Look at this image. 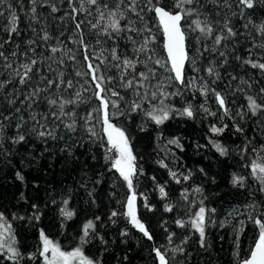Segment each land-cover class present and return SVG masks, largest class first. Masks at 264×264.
Segmentation results:
<instances>
[{
  "label": "trees",
  "instance_id": "1",
  "mask_svg": "<svg viewBox=\"0 0 264 264\" xmlns=\"http://www.w3.org/2000/svg\"><path fill=\"white\" fill-rule=\"evenodd\" d=\"M107 2L112 5L114 0ZM164 2L174 5L176 0ZM9 3L13 4L20 19L19 34H13L12 43L5 44L4 48L0 49L9 57L7 62L0 59V81L12 80V83L6 84L0 91V118L3 115L11 116L10 121L3 120L5 135L3 147L0 148V213L11 223L18 241L17 247L23 254L19 264H43V258L39 255L42 248L41 230L50 240L58 243L62 251H73L80 246L83 225L89 220L95 222L97 233L106 243H101L99 238H93L90 243L84 245L83 250L85 255L99 261V264H158L153 250L155 247H160L162 252H166L169 264H241L243 259H247L259 235L257 226L249 216L264 219V191L260 190L261 185L251 174V164L254 160L264 163V160L260 159L264 157V151H261L264 149V116H252L248 112L246 96L251 95L257 98L258 102H264V94L260 93V89L264 88V73L243 64L242 60L249 57L261 60L264 56V49L259 47L264 43V35L259 31L260 26H264V4L257 5L254 10H245L242 17L231 16L229 12L231 25L237 35L222 42L216 51H203L206 46L211 48L213 41H197L194 37L199 35L198 32H190L186 40L190 58L196 57L197 67L201 69L198 73L194 72L187 64L186 76L189 79L203 77L211 84L213 77L207 75L206 69L215 66L220 78L211 84V87L226 96L230 111L228 116L219 108L214 95L209 93L205 97L197 91L202 83L199 80L196 86L184 89L181 95L172 96L165 101L166 104L181 110L191 104L194 109L192 118L174 112L164 124L156 125L145 111L128 114L127 109L137 97L131 89L120 86L119 71L111 67L115 61L109 58L107 65H100L106 76L114 77L112 85L107 87H116L124 97L120 105L126 114L114 117L112 122L126 131L133 155L136 157L138 173L133 178L134 191L137 194L142 222L153 235V240L149 241L124 217H118L115 224L109 220L112 211L125 210L124 201L130 193L119 173L112 168L111 161H105L106 147L100 146V140L89 138L83 127V117L92 112V123L106 146V137L100 122L101 113L94 111L99 107V101L94 96V85L84 91L88 85L75 74L76 71L86 72L87 67L84 60L86 53L79 43L80 33L75 29L73 16L76 20L83 21L81 29L84 42L88 45L89 56L98 54L101 48L109 49L111 46V41L104 36L99 37L101 44L96 42L97 36L93 34L88 23L95 22V10H92V15L83 12L72 13L69 0H44V6L37 5L38 22L29 27L30 0H22V3L20 0H5L4 7L0 8V11L5 13V17L0 18V40L8 38L4 28L8 24ZM79 3L80 0H75L76 7H79ZM50 4L55 5L58 11L53 13L48 6ZM201 4L204 6L200 11L209 13V19L214 18L222 22V14L226 9L205 3V0H201ZM172 10L179 11L174 8ZM216 12L221 15L215 16ZM153 16V13H146L145 16L152 28V34L156 37V42L151 47L156 51V58L166 61L160 27L155 19H149ZM193 18L190 17L189 20ZM182 24L187 28V24ZM45 32L50 37L47 41L41 38ZM135 38L138 41L142 39ZM29 39L35 40L31 46L27 43ZM17 44L19 48L16 47ZM118 44L122 55L132 54L130 43L120 40ZM53 47L60 51L51 53L50 49ZM33 48L35 52L32 51ZM13 51L17 52V56L11 55ZM219 51H224L225 56L221 57ZM72 54L76 57L75 61L69 58ZM103 55L109 57V52L105 51ZM33 58L38 60L36 69H39V73L29 85L22 87L14 77L13 69ZM225 59L227 63H223ZM6 63H12L13 68H7ZM92 63L95 65L100 62L93 60ZM143 70L138 66L137 71ZM61 72L64 79L73 81L74 89L66 92L63 88L60 92L49 90L47 93H41V97H55L61 93L70 96L75 91H80L87 98V102L74 109L78 121L77 132L67 133L62 140L48 139L46 144L35 134L25 133L27 138L24 144H12L9 137L16 135L15 126L20 121L6 107L8 94L19 96V104L23 99L22 94L30 92L37 85L44 86L40 76L56 80ZM170 74L164 69H156V75L161 80ZM233 76L237 79L233 80ZM85 79L90 81V77ZM241 80L248 83L242 84ZM151 83L154 85L156 81ZM178 87L173 83L166 87L165 91L175 92ZM157 103L158 101H144L143 109L149 110ZM202 105L207 106L216 115L205 113ZM33 109L41 123L58 125L57 135H65L59 120L50 115L48 120L41 118V113L48 115L51 111L43 99L34 104ZM241 112L246 115L242 117L237 114ZM23 115L27 120L29 111H24ZM32 124L29 120L20 131L24 132V128ZM224 124L228 127L222 135L211 133V126L220 127ZM237 125L243 132L235 131ZM175 138H179L182 149L168 143ZM210 140L226 147L227 154L221 155ZM73 141L77 143L70 148L72 155L61 151L65 143L72 146ZM160 161L168 167H161ZM140 169L143 170L142 174ZM169 170L177 173L181 183H176ZM17 172L24 176L23 181L17 179ZM189 174L190 178L184 181L183 176ZM234 175L244 178L243 187L233 186ZM158 185L165 187L166 198H161ZM197 187L202 189V193L193 191ZM185 189L189 193L188 201L181 196ZM144 197L154 206L155 211L150 212L142 207ZM64 200H68L67 208L74 212L71 219L65 218L60 212L61 207H64ZM201 200L207 209H215L214 213L209 214L212 222L206 227L205 247H201L197 232L190 227L180 228L175 223L177 219L186 221L192 217L198 211ZM165 204H171L173 211H164ZM250 204L255 205V208L248 207ZM230 213L237 216H230ZM14 215L24 219H13ZM34 215H39V220L34 219ZM96 217L100 219L96 220ZM122 232H127V235H121ZM170 234L171 242L168 240ZM177 248H182L183 252L173 251ZM30 256H35V259H29ZM0 264L12 262L0 257Z\"/></svg>",
  "mask_w": 264,
  "mask_h": 264
},
{
  "label": "snow or ice",
  "instance_id": "2",
  "mask_svg": "<svg viewBox=\"0 0 264 264\" xmlns=\"http://www.w3.org/2000/svg\"><path fill=\"white\" fill-rule=\"evenodd\" d=\"M22 3V0H20ZM205 3H212L216 5L217 8L226 9L223 12V20L218 21L209 19V13H204L200 11V8L204 5L201 4V0H176L174 5H169L164 2V0H114V3L110 5L107 0H80L79 7L75 6V0H69V7L72 9V13H87L92 15V10H95L96 18L95 22L89 21L90 28L93 30V34L97 36V44H101L99 37H107L111 41V46L109 49L101 48L100 52L94 56H89L87 54L88 45L84 42V36L81 29L83 21H75V29L80 33L79 43L84 47L85 56L84 60L86 62L87 71L80 72L76 71V76L80 77L84 84L88 85L84 91H88L94 85L95 92L94 96L99 101V107L94 111L101 113L100 122L102 127V132L104 137H106V146L102 142V139L97 133L95 125L92 123L93 113L89 112L84 119V129L87 132L89 138L94 140H100V146L102 148L106 147V155L104 157L105 161H111L112 168L119 173V176L126 183L129 190V195L124 201L123 212L112 211L109 216V220L115 224L118 217H124L136 230H138L147 240L152 241L153 235L150 233L148 227L142 222L139 215V208L137 205V194L134 191L133 178L137 176L138 170L136 167V157L133 155L132 148L130 146V138L126 134V131L118 127L112 122L114 117L124 116L125 110H121L120 101L124 100L121 92L116 89V87H107V85H112L114 77L106 76L104 72L101 71L100 65H107L110 58L111 61H115L111 67L116 68L119 71V84L124 89H131L137 99L131 102L130 107L127 109L128 114L136 111H145V114L156 124L162 125L165 121L170 118L172 113H177L180 116H186L192 118L194 115V109L189 104L182 110L177 109L172 105L166 104L170 97L181 95L184 89L189 87H194L197 85L198 80L202 81L197 88L202 95L205 97L209 93L214 95L215 100L220 109L223 110L224 115H230L229 108L227 106L226 96L221 92L216 91L211 87L217 79L220 78V74L216 71L215 66H209L206 69L207 75L213 77L211 84L204 80L203 77H192L189 79L186 76L185 65H190L194 72H200V68L197 67L196 57L189 56L187 51L186 40L190 32H198L199 35L194 37L197 41L203 39H212L213 46L211 48L205 47L203 51L213 52L216 51L222 42L234 38L237 32L231 25V16H243L245 10H254L259 4H264V0H205ZM44 6V0H30V15L29 27L33 23L38 22L39 14L37 12V5ZM5 0H0V8L4 7ZM87 5V7H86ZM51 7L53 13L57 12L58 9L55 5H48ZM179 9V11H174L172 9ZM8 17H7V27L4 31L8 33V38L0 40V49L4 48L5 44L12 43L13 34H19V19L15 7L13 4L9 3L7 5ZM146 13H153V17L149 19H155L160 28L162 29L164 36V48L167 52V60H162L156 58V51L151 46L155 44L156 37L152 34V28L149 26L148 20H146ZM250 14V13H249ZM26 15H28L26 13ZM215 16H220V12H216ZM4 11H0V18H4ZM190 17H194L189 20ZM203 17V18H201ZM187 24V28L182 24ZM247 27V25H245ZM35 31V29H32ZM259 31L261 35H264V26H260ZM215 33V34H214ZM135 37H142L141 40H137ZM44 41H47L50 37L45 32L41 37ZM125 40L132 45V54L130 56H124L120 53L118 41ZM28 45L31 46L35 43V40L29 39L27 41ZM255 46V45H254ZM19 48V44L16 45ZM260 48L264 49V43L259 45ZM35 52V49H32ZM51 53L55 54L60 49L53 47L50 49ZM105 51L109 52V57H104L103 53ZM13 57L17 56V52L13 51L11 53ZM27 56V53L24 54ZM203 55V53H201ZM221 57L225 56L224 51H219ZM71 60L75 61L76 57L74 54L69 57ZM0 59L8 61L9 57L5 55L3 50H0ZM240 59V57H236ZM93 60H99V64H93ZM264 60V56L261 57ZM261 60H253L251 57L242 60L243 64L249 65L253 69H259L261 73H264V62ZM170 62V67H169ZM223 63H227L225 59ZM38 64L37 59H30L29 62L23 63L19 68L13 69L14 77L17 78L18 84L20 86L29 85L30 82L39 73V69H36ZM154 65L155 67H153ZM7 68H13L12 63H6ZM138 66L142 67L143 71H137ZM161 68L165 71L171 73L163 80L157 77L156 69ZM34 69L36 71L34 72ZM85 77H90V81L86 80ZM233 80L237 79L236 76L232 77ZM41 82L44 83L43 87L37 85L32 88L30 92L23 95V99L20 100L19 104L17 100L20 99L19 96H12L8 94L6 97V107H8L20 123L16 124V135L9 137L12 144L22 145L26 141V134H35L42 142L46 144L48 139L52 140H62L65 139L67 133H76L78 130L77 114L74 110L82 103L87 102V98L84 97L80 91H75L73 95L65 96L61 93L58 96H44L41 97V93H47L49 90H55L60 92L61 88L66 92L69 89H74L75 85L71 79H64V74L61 72L58 79L53 80L45 76H40ZM155 80L156 83L153 85L151 82ZM242 84L248 83L247 81L241 80ZM12 83V80L0 81V91H2L6 84ZM173 83L177 84L179 87L175 92H167L165 88L171 86ZM249 87L251 85L249 84ZM143 90V91H141ZM238 91L240 89H237ZM260 93L264 94V88L260 89ZM41 99H43L49 109L51 110L48 115L41 113V118L43 120H48L49 115L55 120H59L65 130V135H57L59 126L52 124L51 126L46 123H41L40 119H37V114L33 109V105L37 104ZM246 99L248 112L252 116H264V102H258L257 98L247 95ZM148 101H158L157 104H153L151 109L144 110L143 102ZM203 111L208 115L215 116L216 113L209 110L205 105L201 106ZM54 109V110H53ZM116 110V111H111ZM29 111L28 119L26 120L23 112ZM242 117L246 113H237ZM70 117V119H65ZM3 120H11V116L3 115L0 118V148L3 147L4 141V124ZM29 120L33 122L27 128H24V132L20 129L24 125L29 123ZM228 125L224 124L220 127L215 125L211 126L210 131L213 135H222L227 129ZM143 130V129H142ZM236 132H243L240 126L235 127ZM71 139V137H68ZM77 142L73 141V145L69 146L65 143V146L61 149L62 152H68L72 155L70 150L74 147ZM169 144H174L177 147H181L179 138L172 139L168 141ZM210 143L216 148V150L221 155H226L228 149L223 147L221 143L216 141H211ZM47 150V149H46ZM246 150V146H245ZM264 151V149H261ZM114 155H110L113 154ZM264 160V157L260 158ZM161 167L167 168L168 166L159 162ZM203 171V169H201ZM140 174L143 170H139ZM170 175L176 181V183H181V178L176 172L169 170ZM251 174L253 178L261 185L260 190L264 191V163L254 160L251 164ZM190 175L183 176V180L187 181ZM17 179L20 181L24 180V176L20 173H16ZM155 179V177H153ZM233 186H244V178L233 176L232 179ZM159 193L161 198H166L167 193L164 186H159ZM196 193H202V189L197 187L193 189ZM182 198L188 201V190L185 189L181 193ZM64 207H61V214L67 218L71 219L74 216V212L67 208L68 200L63 201ZM35 207V205H33ZM144 209L147 211H155L153 205L147 202V198L144 197V203L142 204ZM250 208H255V205H248ZM164 211L172 212L173 206L171 204L164 205ZM215 209H207L203 200L200 201V206L198 211L194 213L192 217L188 220L177 219L175 221L176 225L180 228L190 227L195 232L199 234L200 245L205 247V237H206V227L212 222L210 219V213H214ZM39 220V215H34L33 217ZM13 219L23 220L24 217L13 216ZM31 219V218H30ZM96 217V220H99ZM249 219L253 220L254 224L259 230L258 238L256 239L254 246L250 250L249 257L243 259L241 264H264V219L253 218L251 215ZM243 227V224H241ZM121 235H127V232H122ZM93 238H99L101 243H106L102 236L96 231V224L94 221L89 220L83 225L82 236L80 239V246L76 247L73 251L66 252L62 251L58 243H54L50 240L43 230L40 231V240L42 242V248L40 249L39 255L43 258V264H99V261L93 260L85 255L83 250L84 245L91 242ZM169 242L172 241V235L168 236ZM187 241L185 240L184 243ZM237 247H239V241H236ZM18 241L16 240L15 233L12 229L11 223L8 222L7 218L3 213H0V257H3L12 262V264H19L20 260L23 259V254L19 251L17 247ZM155 258L158 264H169V260L166 258V252H162L160 247H155L154 249ZM173 251L183 252L182 248L173 249ZM29 259H35V256H30Z\"/></svg>",
  "mask_w": 264,
  "mask_h": 264
},
{
  "label": "water",
  "instance_id": "3",
  "mask_svg": "<svg viewBox=\"0 0 264 264\" xmlns=\"http://www.w3.org/2000/svg\"><path fill=\"white\" fill-rule=\"evenodd\" d=\"M158 23V22H157ZM182 23H183V21H182ZM159 25V24H158ZM160 27V26H159ZM160 30H161V33H162V36H163V32H162V29L160 28ZM163 41H164V36H163ZM163 49H164V54H165V57H166V60H167V52H166V50H165V48H164V44H163ZM186 66H187V64L185 65V69H186ZM169 67H170V62H169Z\"/></svg>",
  "mask_w": 264,
  "mask_h": 264
},
{
  "label": "rangeland",
  "instance_id": "4",
  "mask_svg": "<svg viewBox=\"0 0 264 264\" xmlns=\"http://www.w3.org/2000/svg\"><path fill=\"white\" fill-rule=\"evenodd\" d=\"M231 215H233V216H237V214H236V215H234V214L230 213V216H231Z\"/></svg>",
  "mask_w": 264,
  "mask_h": 264
}]
</instances>
